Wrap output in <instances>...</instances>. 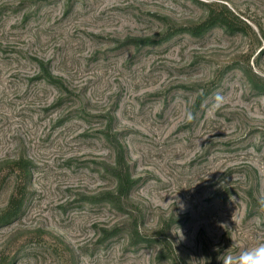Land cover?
Masks as SVG:
<instances>
[{"label": "rangeland", "instance_id": "1", "mask_svg": "<svg viewBox=\"0 0 264 264\" xmlns=\"http://www.w3.org/2000/svg\"><path fill=\"white\" fill-rule=\"evenodd\" d=\"M208 6L245 32L169 34ZM12 198L0 264H171L157 233L184 264L264 243V0H0V216Z\"/></svg>", "mask_w": 264, "mask_h": 264}, {"label": "trees", "instance_id": "2", "mask_svg": "<svg viewBox=\"0 0 264 264\" xmlns=\"http://www.w3.org/2000/svg\"><path fill=\"white\" fill-rule=\"evenodd\" d=\"M208 7L209 8H208L207 16L203 20L189 26L177 27L174 31L170 32L169 34H174L175 32H186L193 36H201L208 29L214 26L221 27L230 33L245 32L244 29L239 25L240 23L237 22L238 18L234 14L230 12L225 13L224 11H217L211 6ZM133 40L139 42H149V40L146 38H133ZM118 165L120 168L115 173V176L118 181L117 190L120 195L122 194L125 195L128 192L131 185L133 184L134 180L131 179V177L125 173L126 164L124 163L123 159L121 160L119 158V156H118ZM104 200L112 203L116 202L114 195L111 193L105 196ZM18 210H19V204L18 202H16L15 198H12V200L10 201V203L4 209L2 215L0 216V221H8L17 214ZM114 232H116L115 229L110 231L111 234H114ZM157 234L158 237L157 239H155V243L161 244L162 246L158 254V259L170 260L171 264H184L183 262L177 260L175 252L172 249L171 243L165 240L163 237H160L162 236L161 233H157ZM136 238L138 242H143L147 240L138 232V230H136Z\"/></svg>", "mask_w": 264, "mask_h": 264}, {"label": "clouds", "instance_id": "3", "mask_svg": "<svg viewBox=\"0 0 264 264\" xmlns=\"http://www.w3.org/2000/svg\"><path fill=\"white\" fill-rule=\"evenodd\" d=\"M223 103L224 96L217 93L214 96V106L220 107ZM191 118L190 116L189 119ZM260 210L264 211V206ZM214 251L220 252V249L215 248ZM217 259L221 261V264H264V243L246 248L235 255L229 254L225 250Z\"/></svg>", "mask_w": 264, "mask_h": 264}]
</instances>
